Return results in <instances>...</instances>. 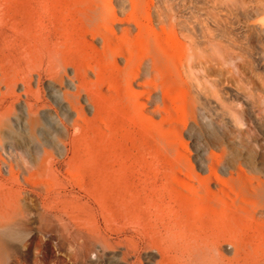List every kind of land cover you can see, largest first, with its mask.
Listing matches in <instances>:
<instances>
[{"label": "rangeland", "instance_id": "1", "mask_svg": "<svg viewBox=\"0 0 264 264\" xmlns=\"http://www.w3.org/2000/svg\"><path fill=\"white\" fill-rule=\"evenodd\" d=\"M216 1L220 3L217 6L224 5L219 7V12L214 9ZM151 4L157 5L159 10H170L171 7L179 6L181 10L179 16L186 15L182 18L189 20H186L187 23L189 22L190 26L196 28L200 36L201 47L205 48L206 46L208 49L205 48L207 51L203 54L211 51V55H213L214 49L211 50L210 45L215 47L216 44L210 43L216 41L218 52L214 51L213 56H217L216 53L221 51L218 58L226 57L227 60H231L224 62L226 58H223L221 62L226 68L225 74L230 75L232 72L233 76L223 75L225 78H231L225 80L222 76L224 80L221 78L220 84L222 85L223 81L225 84L221 86L215 81L220 75L212 74L206 79L202 69L199 68H195V73L193 72L192 75L195 81H191L192 77L187 78L175 72L170 67V63L178 61L181 57L179 53H182L183 50L168 27L162 31L158 28L160 26H157V40L151 39L147 43L148 45L144 44L136 35L140 22H147L143 16ZM165 6L166 8H164ZM214 12H216L215 16L219 14L221 17L220 26L217 28L212 22ZM262 17H264V0H0V78L3 72L1 57L6 55L13 60V69L5 71L10 77L11 84H17L15 94L10 98V101H13L14 109L18 115V117L11 115L10 119L0 122V186L2 187L3 179L10 176L8 170L13 167L14 176L7 186L10 185L8 187L14 195L12 215L15 219L12 235H7L4 229L0 228V237L11 244L12 252H30V256L23 259L22 263L47 264L42 255L50 246L54 251L55 258L48 264H71L73 261L69 254L73 251L74 246L77 247V244L61 237L66 228L60 223L70 221L79 214L80 209H85L87 206L93 210L85 213L90 219L100 217L103 210L104 199L99 198L97 201L89 199L75 181V170L71 169L73 165L69 168L67 164L68 155L65 143L69 142V137L77 133L78 130L77 127L71 125L75 113L68 102L72 99L70 93L76 92V88L70 87L67 78L79 85L82 76L86 74L89 80L87 83L89 93L82 91L80 102L89 117L94 115V107L89 103L93 98L94 102L92 100L91 103L97 102L95 104L99 106L102 103L100 107L103 108V113L101 114L103 117L106 114L104 119L101 115L96 118L95 123L100 126L98 128L96 125L91 128V133L94 136L92 142L84 141L82 143L81 140H78L82 144L81 146L79 143L77 144L79 149L81 148L82 154L88 156L97 149L111 151L110 148L115 143L113 140L121 141L122 139L120 143L117 141L118 143L114 145H118L116 146L117 150L120 148L121 151H125L124 149H126V152L130 150L132 153L138 151L137 153L148 157L182 153L189 156L195 166L198 164L196 160L199 157L206 158L212 154H220L223 156V166L237 169L239 165H242L249 174H258L264 177V127L256 125L255 118L248 113L249 110L246 106L247 102L248 104L253 102V105L259 104L260 108L252 104L249 105L259 108L262 116L258 112L257 114L261 116L258 115V118H264V107L262 106L264 103V33H260L256 27H253V24L259 22ZM137 21L139 24L134 25L137 24ZM128 23H133L137 29L127 32L124 28ZM207 27L212 30L208 31ZM35 32L50 36L59 35L60 42L73 55V58L62 60L63 66L58 62L51 70L47 67V57H43L42 54L36 55L33 52L32 55L26 56L22 52L24 49L22 50L21 39L24 35L33 36ZM213 35L216 38L214 37L215 41L211 42L213 40L210 41V39H213ZM105 37H108L109 40L106 41ZM219 44L222 45L221 48L223 47L225 52H233L232 48L235 47V49L233 48L234 53L226 52L223 56L224 51L223 49L219 51ZM163 48L164 50H162ZM157 49L162 51H157ZM114 50L117 51V54ZM132 50L135 51V54L140 53V55L138 54L139 66L135 69V72L139 69L136 82L140 86H135V89L141 91L136 94V98H139L144 104L141 107L142 114L136 113L133 120L126 119L117 110L112 111L113 103L109 100L101 101L98 95L101 90V93L105 92L106 96L119 97L124 91L123 89H127L125 78H123L126 71L124 57ZM154 51L157 52L154 53ZM199 52L202 53L200 50ZM142 53L146 56L144 57ZM229 53L233 55L230 56ZM152 54H157L163 59L158 70L154 71L152 70V60L147 58ZM227 54L234 60L228 58ZM168 55L170 60L166 59ZM16 57L17 59L14 60ZM14 64L16 65L14 66ZM121 67L124 68H122L124 72L121 70L123 73H118ZM160 70L163 72L167 70L168 74L161 73ZM157 72L158 75H155ZM154 76L158 78L155 79ZM53 78L58 83L52 81ZM193 82H198L195 84L199 85L201 91H197L192 86ZM153 83L157 85L155 86ZM203 84L204 86H201ZM224 85L228 88L226 89ZM119 87L121 88L118 89ZM203 88H206V91ZM208 88L209 90H207ZM220 88L222 89L220 90ZM233 88L235 94L232 92ZM0 89L6 90L2 82ZM225 89L227 93L230 92L228 95L231 94V96H227L228 98L225 95L227 94ZM166 91H168L167 98H165ZM94 93L95 95L91 96ZM58 94L61 95L62 100L59 99ZM232 96L233 99H231ZM234 97L236 98L234 99ZM166 100L170 102V105ZM210 100L211 104L208 103ZM37 101H39V106H36L35 115L28 117L20 113V104L24 105L25 102L36 104ZM259 101L263 102L262 105ZM66 104L68 105L67 109ZM75 105L76 103H74ZM259 110L257 109L255 112ZM107 117L111 121L118 119L119 122L112 121L116 124L110 125L106 122L105 118ZM114 125H117L118 128L121 127L119 131H116L118 129L116 127V130L112 129ZM110 127L111 129H109ZM127 128L131 129L133 133L126 132L124 129ZM167 129H171V132L165 139L159 138L157 135L152 136V133L162 134ZM176 129L178 130L177 134L175 133ZM99 130L101 131L98 132ZM103 131L107 132L109 136L102 137ZM123 135H126L127 141L130 136L132 139L135 138L134 140L129 139L131 140L129 142L126 141V146L123 142V139L126 140ZM133 135L134 137H132ZM115 136L118 139H114ZM135 145H137L136 149L133 148ZM138 167L140 168V164ZM205 168H207L206 165ZM1 187L0 189H2ZM75 214L77 215L75 216ZM104 215L110 218V215ZM23 219L27 222L25 227L20 223ZM115 227L117 226L115 225ZM102 228L109 231L110 235L119 237L117 232L107 229L105 223ZM70 231L77 237L81 232L73 225L70 226ZM129 234H134V232L128 234L124 232L118 239L125 238ZM141 257L144 264H149L148 256L142 253ZM1 258L2 261L9 260L4 255Z\"/></svg>", "mask_w": 264, "mask_h": 264}, {"label": "bare ground", "instance_id": "2", "mask_svg": "<svg viewBox=\"0 0 264 264\" xmlns=\"http://www.w3.org/2000/svg\"><path fill=\"white\" fill-rule=\"evenodd\" d=\"M218 3L216 1V6L214 8L216 9V11L221 5H223L221 4L220 6H217ZM164 8H166V6ZM212 10L210 11L213 12ZM180 11L181 10L179 9V6L173 8L171 7L170 10H159L157 5L151 4V7L147 10L146 14H144L145 16H143L147 22L145 23L142 21L139 24V20L137 21V24H134H139L138 32L136 35L140 37L141 41L144 44H147L153 38L154 40H157V26H160L162 29L160 27L158 28L162 31L166 30L164 29L165 27H168L174 35L173 37H175V39L179 41V44L181 45L180 48H182L183 50V54L181 52L179 53L181 57L178 59V61L173 63H170V61H168L171 65L170 67H172L175 72L182 76H186L187 78L192 77V79L190 78L191 81H195L193 80L194 76H192L195 68L202 69L203 75L206 76V79L207 76H212V74L220 75L221 77L218 76V78L220 77L219 80L217 78L215 81L216 84L218 83V85H221L220 82L224 80L223 78H225L223 75H227L225 74L226 68H224L223 63L221 62L223 61V58L226 57L221 58L222 60L218 58L220 57L218 56V54L220 55L221 52L220 49H223V47L221 48L222 45L219 44L220 52L216 53L218 57L216 55L213 56L215 54L214 51H217L218 49L216 47L218 46V43L214 40L216 37L215 35H213V39H210V41L213 40L211 42L215 41L216 43H210V41H208L210 44H216L215 47L214 45H210L212 47L211 50L214 49V51H212L213 55H211V51L209 52L210 54H203L208 49L206 48V46L205 48L207 50L204 47H201L199 38L200 36L197 33L198 31H196V28L190 26L188 24L189 22L187 23V21L189 20H184L182 18L184 15L181 14L179 16ZM219 11L220 10H218V12ZM215 13L216 12H214V18L212 22L213 25L217 28L220 26L221 17L219 16V14H216L215 16ZM136 19H138L137 16ZM134 25L133 23H128L124 30L130 32L136 28ZM253 27H256V29L260 33H264V17H262L259 22L253 24ZM208 29V31L212 30L210 27ZM211 34H213V32H211ZM206 36L207 35L205 33V38ZM209 36L211 37V35ZM105 38L107 39L106 41L109 40L108 37ZM60 41V36L57 34H55L54 36H50L35 32L33 36L24 35L21 39L22 50L24 49V51L22 52L25 53L26 56L32 55L33 52L36 55L42 54L43 57H47V67L53 70L58 62H60L61 66H63L61 62L62 60L73 58V55H71V53L64 47L63 43ZM203 44L205 45V43ZM232 46H234V44H232ZM197 48L199 49L197 50ZM233 48L235 49V47ZM233 48V52H226L234 53L235 50ZM160 49H157V51ZM162 50H164V48ZM199 50L202 53H198ZM224 50L225 49H223V51ZM114 51L116 52L115 54H117V51ZM138 51L136 52L138 53ZM157 51H154V53H156ZM134 52L132 50L131 53L125 54V57L123 56L126 61V71L123 78H125L127 89H123L124 91L119 97L106 96L104 94L105 92L101 93V90L98 94L101 101L104 102L109 100L113 103V110L111 109L112 111L117 110L123 117L132 120L136 113H140V115L142 114L141 107L142 105H144L143 102L139 100V98H136V94L141 93V91H137L135 89V86H140V84L136 82L139 69L135 72V69H137V67L139 66L138 54L140 55V53L135 54ZM226 52H223V56H225ZM142 54L144 56V53ZM229 54H227V56ZM231 55L233 54H230V56ZM150 56L151 57L147 58H150L152 60V70H158V67L162 63L163 59H161V57L157 54H152ZM228 58L230 57L228 56ZM16 59L17 57L14 60ZM166 59L170 60L169 55ZM230 59H232V57ZM227 61H229V59H224V62ZM168 62L167 64L169 65ZM15 65L16 64H14V66ZM123 67L119 69L118 73L122 72L121 70L124 69ZM1 68L3 72L2 77L0 78V83L2 82L5 85L6 90L2 91L0 89V122L6 121V119H10L11 115H14V117H18V115L16 114V110L14 109L13 101H10V98H12L15 94V86L17 84H11L10 77L5 71L6 69H13V60L6 55L2 56ZM167 70H165L164 72H166ZM158 72L155 75H158ZM162 72L163 71H161V73ZM166 73L168 74V72ZM230 73L233 74L232 72ZM231 74L227 75V77L233 76ZM227 77L225 78V80L228 79ZM157 78L158 77H156L155 79ZM195 78L197 79V77ZM221 78L222 80H220ZM230 78L231 77H229V79ZM67 79L70 87L76 88V92L70 93L72 99L68 100V102L72 106V110L75 113V118H72L71 125L77 127L78 129L77 133L69 137V142L65 143L68 155L67 164L69 168H71V166L73 165L71 169L74 168L75 170V181L77 185L88 195L89 199L95 201H97L99 198L104 199V204H101L103 206V210L102 214L100 213V217H95L93 219L87 217L85 213L87 214V211L89 212L90 210H92L89 208V206H87V208L85 207V209H80L79 214H75V216H77H73L74 218L70 219V221L60 223L66 228V231L61 234V237L66 240L68 239L74 241L77 244V247L75 248L74 246L75 249L73 248V251L69 254L70 258L73 261L71 264H144L141 257L142 253H144L145 256H148V259L150 261L149 264H264L263 176L258 174H249L242 165H239L237 169H229L225 165L223 166V156L220 154H212L206 158L198 156L199 158H197L196 160L198 164L197 166H195L191 158L182 153L152 155L151 157H148L141 153H137L138 151L132 153L129 150L130 153L126 152V149H124L123 147L127 148L126 143L134 140V135L132 136L134 137L133 139L131 138V136L129 137L127 135L129 139H131H128V141L127 138H125L126 135H123L126 139H123V142H125L124 145L126 146L123 145L122 148L125 151H121L120 148L117 150L116 146L118 145H114L115 143L117 144V141L119 140H113V143H115L112 148H110V152L108 150L104 151L102 149H97L93 154H90L88 156L86 154H82L81 148L79 149L77 144L79 143V146H81V142L84 143V141H87V143H89L93 141L94 136L91 133V128L98 124L95 123V120L97 117H99V115L103 117V114H101L103 113V108L100 107L102 103L100 106L95 104L97 102L91 103L94 98L91 100V102L88 100L89 103L93 105L92 107H94V115L92 117H89L85 111L84 106L81 104V92L86 91L87 93H89V89L87 88V83H89V80L86 74L82 76V80L80 81L79 85H76L72 79ZM52 81L58 83V81L54 78ZM195 83L198 82H193L192 86H194L197 91H201V88L199 89V85ZM223 84H225L224 81L222 85ZM153 85L156 86L157 84L153 83ZM201 86H204V84ZM120 88L121 87H119L118 89ZM222 88H220V90ZM227 88L228 87H226V89ZM207 90H209V88ZM167 92L168 91H166L165 95L167 94ZM232 92L234 93V88ZM222 93L225 92L222 91ZM229 93L230 92L225 94L226 97L231 96V94L228 95ZM59 94L58 97L62 100V97ZM133 94H135L136 96ZM93 95H95V93L91 96ZM98 95L96 94V97ZM167 96L168 95H166L165 98H167ZM235 98L236 97H234V99ZM231 99H233V96ZM167 102L170 105V102ZM210 102L211 100L208 101V103ZM263 102L259 101V103H261L260 105H262ZM74 103H76L75 106ZM213 104H215V102ZM249 104L253 105L254 103L251 102ZM249 104L247 102L246 106L248 107L247 110H249V112H247L255 118V121L257 123L256 125L264 127V120L262 121V119L264 118H258V115L261 113V111L259 110V104L253 105L259 106V108L256 107L259 110L257 112H255L257 109L255 107H251ZM36 106H39V101H37L36 104L27 102H25L24 105L20 104V113H22V115L31 117L35 115L34 112ZM65 106L67 109L68 105L66 104ZM262 106L264 107V103ZM242 107L244 109V106ZM258 112L259 114H257ZM105 115L104 117H106ZM253 117L251 118L253 119ZM105 119L106 122H108V124L110 125L114 123H112V121H118V119L115 118V120L112 119V121L108 117ZM99 126L97 125L96 127L99 128ZM112 127H114L112 129H115V127L118 128L117 125H114ZM119 128L115 130L119 131ZM109 129H111V127ZM127 129L124 130L126 132L128 131L130 133H133L131 129ZM170 130L171 129H167V131L162 134L152 133V136L157 135V137L165 139L168 133L171 132ZM100 131L101 130H99L98 132ZM177 131L178 130L176 129V134ZM102 133V137L104 136L105 138L107 132L104 133L103 131ZM114 139L118 138L115 136ZM78 140H81V142H78ZM121 141H119V143ZM120 146L121 145L119 144V147ZM133 148L136 149L137 145L133 146ZM139 164L140 168L138 167ZM205 165L207 168H205ZM8 171L10 176L4 178L2 187L0 186L3 189V191L2 189H0V228H3L7 235H12L13 227L15 226V219L12 215L14 212V195L12 190L9 188L10 185H8V187L7 184L14 176L13 167H11ZM87 205L89 204L87 203ZM104 214L110 215V218L106 217ZM25 221L26 220L24 219L20 221V223H22L24 227L27 226V222ZM103 223H105L107 229L109 228V230L115 233L117 232L119 237L116 238L110 235L109 231L104 230L102 228ZM51 225H53V223H51ZM72 225L76 226L81 231L78 237L76 235H73L70 231V226ZM115 225L117 227H115ZM76 232L78 231L76 230ZM124 232H126L127 234L129 232H134V234H129L125 238L118 239ZM63 242L64 241L62 240V243ZM10 246L11 244H9L7 240L0 237V264H24L22 263V260L28 258L30 256V252H12ZM53 252L54 251L50 246L46 251H44V256L42 255V257L47 264L50 263L53 258H55V254L53 255ZM3 255L7 256L9 260L10 258L12 259L10 261H2L1 257Z\"/></svg>", "mask_w": 264, "mask_h": 264}]
</instances>
